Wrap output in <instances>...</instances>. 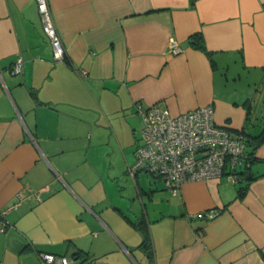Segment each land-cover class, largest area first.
Segmentation results:
<instances>
[{"label":"crops","instance_id":"obj_1","mask_svg":"<svg viewBox=\"0 0 264 264\" xmlns=\"http://www.w3.org/2000/svg\"><path fill=\"white\" fill-rule=\"evenodd\" d=\"M48 2L64 61L52 60L34 0H0V211L10 224L0 264H41L40 252L76 253L78 264H264V141L236 183L191 180L175 194L159 177H131L122 151L140 102L172 114L211 104L251 152L264 132V0ZM196 32L209 56L191 46ZM130 221L146 225L148 249Z\"/></svg>","mask_w":264,"mask_h":264},{"label":"built area","instance_id":"obj_2","mask_svg":"<svg viewBox=\"0 0 264 264\" xmlns=\"http://www.w3.org/2000/svg\"><path fill=\"white\" fill-rule=\"evenodd\" d=\"M34 1L42 31L51 47L52 60L64 61L66 48L55 26L49 2ZM169 51L173 54L181 51L174 38L169 41ZM22 70L23 61L19 56L10 72L18 74ZM134 106L142 126L133 162L127 165L131 177L137 171L159 177L175 194L181 183L191 180L225 177L236 183L240 179L238 170L249 164L245 137L242 134L233 136L226 127L218 125L211 104L177 114L158 104L144 106L137 102ZM5 212L0 211L1 232L10 226L4 217ZM218 214V210L212 209L206 216L214 218ZM201 215L205 214H196ZM38 256L41 264H78V259L70 255L40 252Z\"/></svg>","mask_w":264,"mask_h":264},{"label":"trees","instance_id":"obj_3","mask_svg":"<svg viewBox=\"0 0 264 264\" xmlns=\"http://www.w3.org/2000/svg\"><path fill=\"white\" fill-rule=\"evenodd\" d=\"M189 42L191 44V46H193L196 49H199L201 51H203L206 55H210V52L207 50L203 37L201 35L200 32H196L193 33L189 36ZM253 139V148L251 150V152L247 153V162L250 163L252 160H254L253 158V151L254 149L257 147V145H259L262 141H264V132H261L255 136L252 137ZM240 174V173H239ZM133 226L139 231V233L142 235V243H141V247L148 249L150 247V235H149V231L146 227V225H144L142 223V221H137V222H132L130 221ZM72 256H74L75 258H77L79 260V256H77V254H73Z\"/></svg>","mask_w":264,"mask_h":264},{"label":"rangeland","instance_id":"obj_4","mask_svg":"<svg viewBox=\"0 0 264 264\" xmlns=\"http://www.w3.org/2000/svg\"><path fill=\"white\" fill-rule=\"evenodd\" d=\"M126 116H128L127 120L130 124V132H132V134H131V139L128 140L130 143L127 146H125L122 151H123L125 157L127 158V160L131 164L133 162V159H134L133 158L134 150H135L136 146L140 143L141 121H140V117L138 115L129 114ZM132 136H133V138H132ZM148 176L151 177V175H149V174H148ZM139 178L143 181L144 173H140Z\"/></svg>","mask_w":264,"mask_h":264}]
</instances>
